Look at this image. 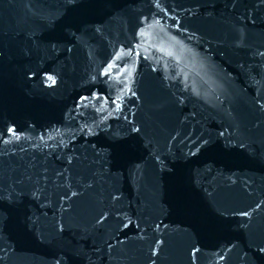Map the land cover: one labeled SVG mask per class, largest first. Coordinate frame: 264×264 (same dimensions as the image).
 <instances>
[{"label":"water","instance_id":"95a60500","mask_svg":"<svg viewBox=\"0 0 264 264\" xmlns=\"http://www.w3.org/2000/svg\"><path fill=\"white\" fill-rule=\"evenodd\" d=\"M262 0H0V264H264Z\"/></svg>","mask_w":264,"mask_h":264},{"label":"snow or ice","instance_id":"6c2138e0","mask_svg":"<svg viewBox=\"0 0 264 264\" xmlns=\"http://www.w3.org/2000/svg\"><path fill=\"white\" fill-rule=\"evenodd\" d=\"M262 2H264V0H262ZM262 251H264V249H261Z\"/></svg>","mask_w":264,"mask_h":264}]
</instances>
